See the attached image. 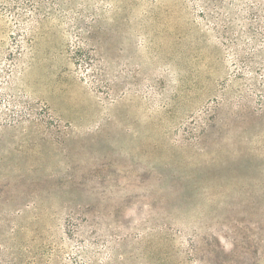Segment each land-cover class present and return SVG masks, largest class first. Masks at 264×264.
<instances>
[{
    "label": "rangeland",
    "instance_id": "1",
    "mask_svg": "<svg viewBox=\"0 0 264 264\" xmlns=\"http://www.w3.org/2000/svg\"><path fill=\"white\" fill-rule=\"evenodd\" d=\"M0 264H264V0H0Z\"/></svg>",
    "mask_w": 264,
    "mask_h": 264
}]
</instances>
